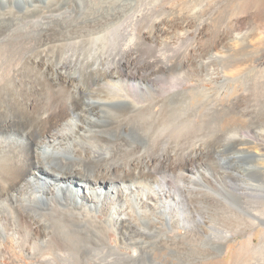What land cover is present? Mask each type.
<instances>
[{
    "label": "bare ground",
    "instance_id": "6f19581e",
    "mask_svg": "<svg viewBox=\"0 0 264 264\" xmlns=\"http://www.w3.org/2000/svg\"><path fill=\"white\" fill-rule=\"evenodd\" d=\"M180 1L0 0V264H195L218 257L234 229L264 264V185L248 178L264 181L257 109L226 106L225 84L198 83L204 69L191 88L170 75L203 56L208 38L216 49L255 36L239 17L226 38L210 37L218 0ZM232 1L255 4L264 30V0ZM173 38L185 50L168 54ZM234 113L249 132L236 125L227 144L206 135L208 118ZM242 155L255 160L242 166ZM225 202L234 229L222 223Z\"/></svg>",
    "mask_w": 264,
    "mask_h": 264
},
{
    "label": "rangeland",
    "instance_id": "374dc122",
    "mask_svg": "<svg viewBox=\"0 0 264 264\" xmlns=\"http://www.w3.org/2000/svg\"><path fill=\"white\" fill-rule=\"evenodd\" d=\"M165 5H167V7H172L174 6L175 4L177 3H180L181 1L180 0H163ZM227 1V2H226ZM238 1H232V0H218V1H215L213 2L212 4H210L209 8H208V12L206 13L207 17L210 18V20H208V32L210 34V37L211 36H215V35H222L224 36L225 38L230 34V32L233 30H231V26H232V23L235 21L236 18H243L245 21H246V25L244 27V30L245 29H248V30H253V32H251V36H255L254 37V43L252 42V45H250V42L249 41H244V44H239L238 46H234L232 45V43H230L229 39L226 38V40H224L223 42V45H220L218 48H214L212 46V42H209L211 41L212 39L211 38H208V41H206V51L203 53V56H199L197 58H194V61H191L189 63H186L180 67H176V70L175 73L172 72V74L170 73V75L172 76L173 80L175 82H185V87L186 88H191L194 84L197 83V78H199V76H195V75H198L197 73V69L201 68V69H204V73H207L210 75H208L209 78V81H205V83H201L198 81V83L200 84H204L206 87L208 88H217L219 86H222L221 84H225V87L222 89V100L224 101V103L226 104V106H230L231 105V100H234V99H240L243 101V104L241 107H244V106H253L257 109V112H258V117H257V122H256V125L258 127V129H262L264 130V88L262 87L263 86V83L264 82V79H263V76L264 74H262L261 76V71L260 70H264V59H259V61L257 60L258 59V55L264 50V30L263 33L260 29H256V26H257V22L255 21V19L253 18V14L255 12V4H251L249 5L247 2H241V4H238L237 3ZM257 2V0H256ZM247 3V4H246ZM218 4V5H217ZM254 5V6H253ZM212 6V7H211ZM218 6V7H217ZM251 6V7H250ZM236 9V10H235ZM252 9V10H250ZM212 13V14H211ZM210 15V16H209ZM243 15V16H242ZM252 21V22H251ZM250 22V23H249ZM226 24V25H225ZM250 24V25H249ZM248 25V26H247ZM211 28V29H210ZM255 28V29H254ZM211 30V31H210ZM220 30V31H219ZM222 30V31H221ZM257 31V33H255ZM261 31V32H260ZM258 32H260L258 34ZM218 33V34H217ZM213 34V35H212ZM257 34V35H256ZM259 35V36H258ZM263 35V36H262ZM260 37V38H259ZM175 38L171 39V44H175V46H172L170 44V47H167L169 50H168V54H176L177 51H183L185 50V46L188 44V42L186 41H183L182 43L180 44H177V42H175ZM185 42V43H184ZM249 42V43H248ZM257 43L259 44L258 46H262L261 48L257 47ZM262 43V44H261ZM177 44V45H176ZM256 44V45H255ZM160 45L157 46L158 49H156L157 51H159V49H161V47H159ZM249 46V48H248ZM253 48H252V47ZM255 46V47H254ZM172 48V49H171ZM255 48V49H254ZM258 51H257V50ZM219 50V51H218ZM260 50V51H259ZM176 51V52H175ZM222 51V52H220ZM246 52V53H245ZM258 52V53H256ZM217 53V54H216ZM220 55V59H218L219 57H216V56H219ZM231 53V54H230ZM258 54V55H256ZM215 55V56H214ZM256 55V56H255ZM224 57V58H222ZM230 57V58H228ZM257 57V58H256ZM218 59V60H217ZM181 59H179L178 61H180ZM197 60V61H196ZM206 60V61H205ZM203 61V62H202ZM205 61V62H204ZM247 61V62H246ZM255 62V63H254ZM262 63V64H261ZM189 65V66H188ZM208 65V66H207ZM188 66V67H187ZM243 67V68H242ZM258 67V68H257ZM196 68V69H195ZM207 68V69H205ZM212 68V69H211ZM220 68V69H219ZM240 68V71H241V75H237L238 73H236V75L234 74L233 76V73L235 72H239V69ZM256 68V69H255ZM230 69V71H229ZM252 71H250V70ZM189 70V71H188ZM206 70V71H205ZM218 73H217V71ZM225 70L226 72H228V74L230 73L231 74V77L230 79L226 78V80H223L225 79L224 78V74L226 75V72L223 71ZM234 70V71H233ZM246 70V71H245ZM196 71V72H195ZM210 71V72H209ZM214 71V72H212ZM222 71V72H221ZM232 71V73H231ZM256 71V72H255ZM260 71V73H259ZM195 72V73H194ZM224 72V73H223ZM247 72V73H246ZM251 72V73H250ZM258 72V73H257ZM264 72V71H263ZM191 73V74H190ZM212 73V74H211ZM219 73L221 75H219ZM223 73V74H222ZM215 74V75H214ZM254 74V75H252ZM258 76H257V75ZM260 74V76H259ZM191 77L190 79L187 77ZM171 76H168L169 78ZM195 76V77H193ZM214 76V77H212ZM216 76V78H215ZM233 76V78H232ZM236 76V77H235ZM187 77V78H186ZM220 77V78H219ZM235 77V78H234ZM245 80H244V78ZM258 77V78H257ZM260 77V78H259ZM223 78V79H221ZM186 79V80H185ZM218 79V80H217ZM236 81H234V80ZM240 79V80H239ZM252 81H251V80ZM178 80V81H176ZM200 80H201V77H200ZM222 80L224 82H222ZM238 80V81H237ZM244 80V81H243ZM248 80V81H247ZM254 80V81H253ZM256 80V81H255ZM260 80V81H259ZM218 82V84H217ZM221 82V83H220ZM235 82V83H234ZM252 82V83H251ZM258 82V83H257ZM261 82V83H260ZM220 83V84H219ZM229 83V84H228ZM251 83V84H250ZM259 84L258 86H256L255 84ZM233 84V85H232ZM249 84V85H248ZM229 85V86H228ZM237 85V86H235ZM211 86V87H210ZM249 86V87H248ZM232 87V88H231ZM248 87V88H247ZM259 87V90H257ZM262 87V88H261ZM245 89V90H244ZM252 89V90H250ZM262 89V90H261ZM226 90V91H225ZM233 90V92H232ZM245 91L244 93L248 92L247 93V96L246 98L242 99V94L243 91ZM248 90V91H247ZM259 92V94H258ZM212 93V98L214 97L213 95V90L211 91ZM231 93V94H230ZM240 93V94H239ZM242 93V94H241ZM230 94V95H229ZM257 94V95H256ZM262 94V95H261ZM261 95V96H260ZM235 96V97H234ZM252 97V98H251ZM260 98V99H259ZM253 99V100H252ZM262 99V100H261ZM227 101V102H226ZM248 101V102H247ZM252 101V102H251ZM245 102V103H244ZM251 102V104H250ZM261 107H260V106ZM259 108V109H258ZM262 108V109H261ZM209 113V112H208ZM260 113V114H259ZM263 114V115H262ZM263 116V117H262ZM209 119V120H208ZM207 121L204 123V127H205V133L206 135L210 138H214V137H218V139L222 142V144H227L228 142H231L233 139L232 137L235 138V136H239L240 134H237V135H234V133L231 132V130L235 127V128H238V127H242L243 129L241 130V132H243L242 134H245L247 132H249V130H244L245 126L247 125L248 123V119L247 117H244L240 114H231V115H226L224 119H222V121L220 120H215V119H212L211 118H208ZM211 120V121H210ZM214 123H213V121ZM246 121V122H245ZM210 122V123H209ZM243 123V124H242ZM209 124V125H208ZM212 124L215 126H212ZM221 127H220V125ZM219 125V126H217ZM230 125V126H228ZM240 125V126H238ZM211 126L213 128H217L216 131H213L215 129L212 128V131L210 130L211 129ZM217 126V127H216ZM208 127V128H207ZM256 127V128H257ZM221 128V129H220ZM231 129V130H230ZM257 129V130H258ZM228 130V131H227ZM208 131V132H207ZM219 131V132H218ZM221 132V133H220ZM212 133V135H211ZM220 133V135H219ZM229 133V134H228ZM226 134H228L226 136ZM222 135V136H221ZM221 138V139H220ZM227 138V139H226ZM225 141V142H224ZM228 147V146H226ZM234 151L233 147L229 146L227 149H226V153L227 155L228 154H232V152ZM230 152V153H229ZM235 152V151H234ZM231 155L232 157L233 156H236L235 154ZM229 155V156H230ZM245 156V157H244ZM253 156V155H252ZM252 156H246V155H242L240 160H239V164L240 165H249L251 164V162L253 160H255L254 157ZM252 157V158H251ZM200 172L202 171V169H199ZM209 171L206 170L205 173L209 174L208 173ZM198 173V171H197ZM162 176H167L166 178L171 182V184H175L177 186H180L179 185V182H177L178 179H176V176L177 175H173V173L171 172H163V173H160ZM164 174V175H163ZM167 174H170V175H167ZM175 174V173H174ZM206 174V175H207ZM173 175V176H172ZM178 177V176H177ZM195 177V176H194ZM172 178V179H171ZM251 181V182H257V185H260V184H263L264 185V181H262L261 179L257 178V177H248ZM252 178V179H251ZM255 178H257L255 180ZM225 179V180H224ZM224 179H219L220 181H223V184L227 186H231L233 185L231 181H229L227 178H224ZM227 179V180H226ZM172 180V181H171ZM175 180V181H173ZM259 181V182H258ZM173 182V183H172ZM229 182V183H228ZM231 182V183H230ZM253 182V183H254ZM262 182V183H261ZM239 183L241 184L242 182L239 181ZM259 183V184H258ZM256 184V183H254ZM176 185H173L174 187H176ZM244 184L242 183V187H245V185L243 186ZM228 187V188H229ZM107 189V187H106ZM259 202V203H258ZM258 202H256L255 205V208L257 209H260L262 207V204L261 203V200L258 199ZM227 204V205H226ZM261 204V205H260ZM230 204H228L227 202H225V204L222 206V209L225 210L224 212H221L224 216H221L222 217V223L226 226H229L231 224V221L228 219V220H223V218L227 219L228 218V215L227 213L229 214V210L231 211V208L233 207L232 205L228 206ZM259 205V206H258ZM227 206V207H226ZM228 209V210H227ZM233 209V208H232ZM221 210V211H223ZM234 210V209H233ZM218 212H220V210H218ZM255 213H259V211H254ZM230 222V223H228ZM229 224V225H226V224ZM262 225V226H261ZM259 227V233L261 235V233L263 232L264 230V224L262 223ZM233 226V225H232ZM228 227V228H231V229H234V227ZM263 228V230L261 229ZM181 229V228H180ZM234 232V237L231 241H229L228 245H226L224 248H223V251L221 252V254L216 257L215 259H207V260H200L198 263H195V264H258L257 260H255L256 258H258L259 253H257L256 251L252 250L251 248V245L248 244L246 238L243 237L242 234H239V231L237 230H232ZM238 233V234H237ZM260 235L257 236L256 238V242L259 241V237ZM117 236L116 235H113L111 238H110V241H113L114 243V238H116ZM128 251L134 255V256H139L140 255V251L138 249L137 246L135 245H132L131 247H129ZM248 253V254H247ZM257 255V256H255ZM158 260H161L160 261V264H171V263H168L165 261V257L166 255L162 256V255H158ZM146 258V257H145ZM253 258V259H252ZM146 260V259H145ZM166 263H165V262ZM254 262V263H253Z\"/></svg>",
    "mask_w": 264,
    "mask_h": 264
}]
</instances>
